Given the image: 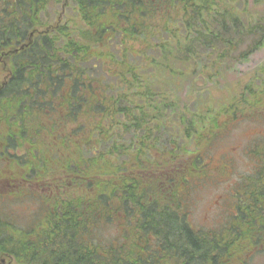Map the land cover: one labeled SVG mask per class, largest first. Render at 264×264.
Returning <instances> with one entry per match:
<instances>
[{
	"label": "trees",
	"instance_id": "obj_1",
	"mask_svg": "<svg viewBox=\"0 0 264 264\" xmlns=\"http://www.w3.org/2000/svg\"><path fill=\"white\" fill-rule=\"evenodd\" d=\"M261 1L0 0V257L264 264V133L214 226L195 228L189 204L201 174L221 175L205 157L230 125L264 121V68L219 104L173 99L263 47ZM7 198L36 208L24 218Z\"/></svg>",
	"mask_w": 264,
	"mask_h": 264
},
{
	"label": "rangeland",
	"instance_id": "obj_2",
	"mask_svg": "<svg viewBox=\"0 0 264 264\" xmlns=\"http://www.w3.org/2000/svg\"><path fill=\"white\" fill-rule=\"evenodd\" d=\"M250 7V5H249ZM253 9H256L255 14L264 15V0ZM252 9V10H253ZM73 11L69 9L68 13ZM245 44L240 48L243 49ZM235 65L226 66L222 69L221 74L217 78L209 81H205L202 84H198L200 78L195 77L193 82L195 86H192L195 90L194 101L186 102L187 94L190 90V80L182 82V86L179 89V95L173 97L177 109L184 110L192 113L195 107L203 104L204 102L217 99L218 104L228 95H238L247 91V83L253 78L257 70L264 68V45L262 48L252 52L245 60L239 61L235 59L232 61ZM140 104V103H139ZM146 105V104H145ZM256 111L260 114H264V107L261 103L254 105ZM264 121L254 119H237V121L230 125L226 130L224 136L217 142L213 149L209 150L212 153V158L209 160L208 156L205 157V162L209 165L216 164L222 167V173L219 177H211L209 173L201 174L199 178L202 181H193V185L197 188H193L190 192V220L195 228L198 227H210L214 222V217L222 209L223 204L228 201L229 189L231 185L236 184L239 175L249 172L253 169V165L248 167L250 161L244 157V153L241 151L243 145L251 141L252 137L264 133ZM254 133V136L251 135ZM256 133V134H255ZM245 149V147H244ZM243 149V150H244ZM232 155L228 156V154ZM233 158V171L228 174L227 168L229 166V160ZM187 177L188 174H185ZM176 191L181 193L184 189L183 183H177ZM8 201L9 199H4ZM20 203L19 201H8L7 208L14 210L18 215L21 214L24 218L33 211L36 206L33 202L28 201ZM111 232L113 235L116 232V227L110 226L109 230L100 232L101 236H105L106 233ZM1 264V261H0Z\"/></svg>",
	"mask_w": 264,
	"mask_h": 264
},
{
	"label": "flooded vegetation",
	"instance_id": "obj_3",
	"mask_svg": "<svg viewBox=\"0 0 264 264\" xmlns=\"http://www.w3.org/2000/svg\"><path fill=\"white\" fill-rule=\"evenodd\" d=\"M1 262H2V264H4V260H3V259L1 260ZM8 264H9V263H8Z\"/></svg>",
	"mask_w": 264,
	"mask_h": 264
}]
</instances>
